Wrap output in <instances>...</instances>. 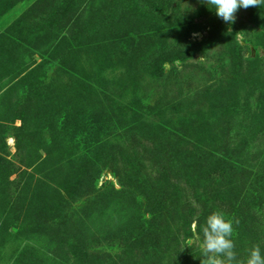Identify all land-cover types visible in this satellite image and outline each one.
Listing matches in <instances>:
<instances>
[{
    "label": "rangeland",
    "instance_id": "374dc122",
    "mask_svg": "<svg viewBox=\"0 0 264 264\" xmlns=\"http://www.w3.org/2000/svg\"><path fill=\"white\" fill-rule=\"evenodd\" d=\"M220 128L231 157L193 184L148 155L192 164ZM116 147L139 172L107 163L79 193ZM0 160V264H200L213 211L238 258L264 254V6L229 24L204 0H0Z\"/></svg>",
    "mask_w": 264,
    "mask_h": 264
},
{
    "label": "clouds",
    "instance_id": "9594fccd",
    "mask_svg": "<svg viewBox=\"0 0 264 264\" xmlns=\"http://www.w3.org/2000/svg\"><path fill=\"white\" fill-rule=\"evenodd\" d=\"M210 9L226 23L235 20L236 11L243 7H262L264 0H204ZM238 222V221H237ZM233 221L226 219L221 211H213L206 217L202 228L200 264H264V254L254 244L246 258H238L232 239Z\"/></svg>",
    "mask_w": 264,
    "mask_h": 264
},
{
    "label": "trees",
    "instance_id": "16d2710c",
    "mask_svg": "<svg viewBox=\"0 0 264 264\" xmlns=\"http://www.w3.org/2000/svg\"><path fill=\"white\" fill-rule=\"evenodd\" d=\"M229 42H230V50L232 51V55L236 56L237 60L240 62L241 61V55H240V50L238 49V46L236 44H234V42L232 41L231 38H229ZM221 129V128H220ZM219 135L220 138H218V140L216 141V144L214 145L213 149L209 150L208 152H205V154L201 155L199 158H196V164H194V162L192 164H187L185 165L184 161H183V153L182 149L179 148H170V152L168 153H164L162 157H164L162 160V158H160L157 154H153L151 155L150 153H148L149 156H151L152 158V163L158 167H162L164 168V166L167 163H170L169 161L172 160V163H176V165H173L174 167H176L179 170H182L187 182L189 183H195L196 180L193 178L195 175L194 169L192 168L193 166H197L200 164L203 165H217L220 163L225 162V160L229 159L231 157V152H229V144H227V132L224 130H219ZM177 137V135L175 136ZM146 150H143V153ZM130 151L129 150H121L119 148L116 147V149H114V151L110 154L109 158H105L99 162L93 163L89 166H87V170H86V175H88L87 177H85L84 179H82V183L80 184V189H79V193H89L90 191V182L86 179H90L91 181L95 179L98 171H100V169L102 167H104L107 163L115 166L119 160H122V163H124L125 161L131 163V167L139 172V170L141 169V164L139 162L140 159L137 158V156H135L136 154H129ZM1 162V160H0ZM204 162V163H203ZM2 169V168H0ZM4 171V169H3ZM0 178H1V182L2 180L4 182V184L6 183L4 180L6 178L5 174H0ZM199 178H202V176L200 175ZM234 187L232 189V194L229 195L230 200H231V204L233 206H235L237 209H241V211L244 210V207L246 206V204L244 205L242 203V200L240 198L237 197L236 192L234 191ZM196 196H199L196 193ZM201 196V194H200ZM202 197V196H201ZM177 206V204H176ZM175 209L177 210L178 208L175 207ZM250 219V218H249ZM249 219L247 218V216H244V220L247 222V220L249 221ZM199 221H197L196 225H199L198 223ZM248 223V222H247ZM249 224V223H248ZM129 249V248H127ZM192 264H198L197 262H194Z\"/></svg>",
    "mask_w": 264,
    "mask_h": 264
}]
</instances>
